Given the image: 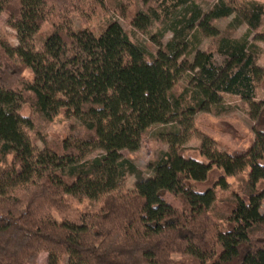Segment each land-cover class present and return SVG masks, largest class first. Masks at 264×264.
<instances>
[{
  "label": "trees",
  "instance_id": "1",
  "mask_svg": "<svg viewBox=\"0 0 264 264\" xmlns=\"http://www.w3.org/2000/svg\"><path fill=\"white\" fill-rule=\"evenodd\" d=\"M190 1L143 0L131 22L143 30ZM34 5L39 12L20 31ZM107 7V0H0V15L9 14L0 30V162L7 160L0 169V264H38L42 252L48 264H264L259 52L245 39L223 36L215 50L192 46L193 60L182 58L193 43L187 37L218 36L221 18L234 16L229 28L246 24L263 38L264 3L217 0L205 13L194 11L189 32L180 30L155 54L117 21L99 36L74 29L73 12L88 20ZM45 22L50 28L38 48ZM224 94L256 113L247 146L221 150L198 133L195 116L223 104ZM58 115L78 123L41 149L39 134ZM157 125L173 126L160 131L170 135V149L150 161L153 174L142 182L153 193L144 195L120 178L134 170L122 150H137L142 134ZM194 139L200 147L186 146ZM215 169L214 182L200 189ZM237 174L243 182L228 181ZM168 192L181 209L165 200ZM71 198L97 204L81 208ZM220 201L224 216L216 212Z\"/></svg>",
  "mask_w": 264,
  "mask_h": 264
},
{
  "label": "rangeland",
  "instance_id": "2",
  "mask_svg": "<svg viewBox=\"0 0 264 264\" xmlns=\"http://www.w3.org/2000/svg\"><path fill=\"white\" fill-rule=\"evenodd\" d=\"M108 7L104 11L96 12L90 19L86 20L80 16L79 13L73 12V27L76 31L85 28L90 29L96 36H99L103 29L110 21H117L128 32L130 37L140 45L146 47L149 53L155 54L156 51L167 45L176 36V33L182 30V32H189L186 28L187 21L190 15L194 11L207 12L208 9L217 0H191L189 3L181 5L177 8H171L168 12H162L158 19H152L145 29L136 27L131 22V13H137L142 11L143 0H107ZM264 3V0H257ZM40 10L39 5H34L30 12L27 14L24 23L19 26L20 31H24L27 25L34 19ZM9 14L3 12L0 15V30L5 26ZM234 16L228 18H221L216 21V26L220 31L218 36H201L200 38L187 37L188 41L192 40V45L189 44L188 52L182 57L183 59L193 60L195 49L204 51L215 50L219 46L220 38L223 36H233L238 39H245L249 44L255 45L259 52V64L264 68V36L258 38L255 32H249L248 26L242 24L236 29L229 28V24L234 21ZM50 23L45 22L40 30L41 34L36 35V44L40 48L44 42V35L48 32ZM9 33H12L10 40L12 43L17 44L18 40L15 37L16 31L7 28ZM264 32V26L261 29ZM189 34H192L191 32ZM190 43V42H188ZM193 52L191 51L193 48ZM26 75L28 78H32L30 70H27ZM189 78V73H185L182 80L179 82V86L182 88L186 85V81ZM256 101H264V81L259 83ZM29 109L25 108V113H28ZM261 122L264 126V113L262 115ZM77 120L73 118H66L58 115L54 121L42 128V134H39V147L44 149L46 145L54 143V133L62 135V133L73 124H77ZM195 123L198 128L200 136L209 135L216 141L220 142V145H215L218 149L224 150V145L228 144L234 147L247 146L253 137L255 136L254 124L256 123V113L250 104L239 96L224 94L223 104L219 106H212L207 111L199 112L195 116ZM173 126L157 125L146 130L142 134V140L139 148L135 151H129L127 149L122 150L123 156H130L132 163L134 164V170L124 169L123 175L120 177L123 179L125 186L131 190L142 193L144 195H151L152 190L147 188L142 182L144 179L152 176V171L149 167L150 161L163 152L170 149L168 140L170 135L160 133L163 130H171ZM173 131V129L171 130ZM210 140V139H209ZM213 144V142L210 140ZM189 147H200L201 140L194 139L186 144ZM97 152V151H96ZM94 152L92 155H94ZM7 164V160L3 159L0 162V169ZM249 170L246 169L247 173ZM244 173V175L246 174ZM219 170L215 169L210 173L209 179L206 182L199 183L200 189H205L211 185L215 178L218 176ZM243 174H237L235 177H229L228 181L231 183L243 182ZM164 198L174 207L181 209L182 202L172 193L168 192L164 195ZM227 199H231L228 196ZM72 202L78 207L86 206L92 210L96 207L94 200L89 199H77L71 198ZM264 211V204L261 208ZM218 215H226L225 201H220L216 210ZM66 262V261H65ZM38 264H48V253L42 252L38 258Z\"/></svg>",
  "mask_w": 264,
  "mask_h": 264
}]
</instances>
